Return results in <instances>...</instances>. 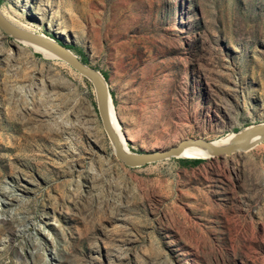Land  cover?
Wrapping results in <instances>:
<instances>
[{"label": "rangeland", "instance_id": "1", "mask_svg": "<svg viewBox=\"0 0 264 264\" xmlns=\"http://www.w3.org/2000/svg\"><path fill=\"white\" fill-rule=\"evenodd\" d=\"M0 5L104 76L131 151L264 122V0ZM65 65L0 29V264H264V141L125 166Z\"/></svg>", "mask_w": 264, "mask_h": 264}, {"label": "water", "instance_id": "2", "mask_svg": "<svg viewBox=\"0 0 264 264\" xmlns=\"http://www.w3.org/2000/svg\"><path fill=\"white\" fill-rule=\"evenodd\" d=\"M0 29L14 37L33 42L51 51L65 61L74 71L86 77L93 85L97 111L102 126L112 144L116 158L128 167L143 166L152 162L161 161L171 157L180 156L190 147L204 148L212 157H221L240 151H247L264 141V122L248 125L241 130L231 132L232 137L227 143L218 142L216 139L201 137H188L166 149L134 152L125 147L123 135L120 137L113 121L117 122L111 94L104 76L94 67L82 61L77 54L62 42L27 30L20 29L7 21L0 14ZM182 158V157H181Z\"/></svg>", "mask_w": 264, "mask_h": 264}, {"label": "bare ground", "instance_id": "3", "mask_svg": "<svg viewBox=\"0 0 264 264\" xmlns=\"http://www.w3.org/2000/svg\"><path fill=\"white\" fill-rule=\"evenodd\" d=\"M0 14L7 20L9 21L10 23H12L13 25H15L16 27L20 28V29H23V30H27V31H30V32H33V33H36V34H40L34 30H32L31 28H29L28 26H26L24 23L14 19L12 16H10L6 11L5 9L0 5ZM41 35V34H40ZM18 39L19 42H21L22 44L26 45L28 47L29 50H31L32 52H39L43 58L47 59V60H50L53 64H56V65H59L61 67H66L65 65V61H63L60 57H58L56 54L52 53L51 51L45 49L44 47L40 46V45H37L33 42H30L28 40H25V39H21V38H16ZM67 64V63H66ZM65 71V70H64ZM67 73H70L71 76L77 81V80H80L76 74L71 70H69ZM75 81V82H76ZM79 82V81H78ZM81 83V82H80ZM78 84V83H77ZM71 104V103H70ZM73 106L75 103H73ZM71 104V105H72ZM35 122V120H34ZM113 124L115 125V128L117 129V131L119 132V136L121 137L123 134L121 132V128H120V125L117 122H115V120L113 121ZM232 137V134L231 132L220 137V138H217L216 140L218 142H221V143H227L229 138ZM122 138V137H121ZM123 139L125 141V138H124V135H123ZM125 147H127L126 145V142H125ZM128 148V147H127ZM178 157H188V158H208V157H212L209 152H207L204 148H201V147H190V148H187L183 151V153L178 156ZM42 216H45V214H43V212H38V211H33V218H38L40 221H41V217ZM2 221V220H1ZM44 222V221H42ZM46 223V222H44ZM34 245L36 244V242H32Z\"/></svg>", "mask_w": 264, "mask_h": 264}, {"label": "trees", "instance_id": "4", "mask_svg": "<svg viewBox=\"0 0 264 264\" xmlns=\"http://www.w3.org/2000/svg\"><path fill=\"white\" fill-rule=\"evenodd\" d=\"M83 60V59H82ZM84 61V60H83ZM85 62V61H84ZM187 159V158H186ZM188 160H190V159H188ZM191 161H193V162H199V161H202V159L201 158H195V159H192Z\"/></svg>", "mask_w": 264, "mask_h": 264}]
</instances>
